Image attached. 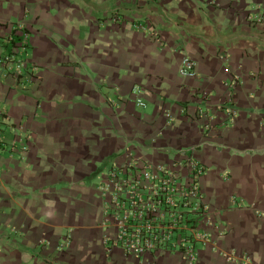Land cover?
Listing matches in <instances>:
<instances>
[{
	"label": "crops",
	"instance_id": "obj_1",
	"mask_svg": "<svg viewBox=\"0 0 264 264\" xmlns=\"http://www.w3.org/2000/svg\"><path fill=\"white\" fill-rule=\"evenodd\" d=\"M260 14L264 0H0V264H191L103 246L97 187L129 150L208 165L224 233L193 264H264Z\"/></svg>",
	"mask_w": 264,
	"mask_h": 264
},
{
	"label": "built area",
	"instance_id": "obj_2",
	"mask_svg": "<svg viewBox=\"0 0 264 264\" xmlns=\"http://www.w3.org/2000/svg\"><path fill=\"white\" fill-rule=\"evenodd\" d=\"M24 67L22 62L17 65L19 74ZM178 71L183 77L197 76L195 62L187 55H183ZM228 87L225 110L234 120L238 110L232 84ZM198 114L206 118L202 130H210L212 117L202 110ZM166 116L169 122L174 119L170 112ZM177 154L171 160L153 161L129 150L124 160L110 164L97 187L107 251L119 248L125 257L140 260L169 253L193 264L200 248L218 247L224 231L206 200L202 182L209 167L193 152L178 150ZM224 255L242 262L237 253Z\"/></svg>",
	"mask_w": 264,
	"mask_h": 264
},
{
	"label": "rangeland",
	"instance_id": "obj_3",
	"mask_svg": "<svg viewBox=\"0 0 264 264\" xmlns=\"http://www.w3.org/2000/svg\"><path fill=\"white\" fill-rule=\"evenodd\" d=\"M104 170V167H101L100 168V171H99V174H101V172ZM99 181V178H98V176H95L94 178H93V182L94 183H97ZM101 181H102V178H101Z\"/></svg>",
	"mask_w": 264,
	"mask_h": 264
}]
</instances>
